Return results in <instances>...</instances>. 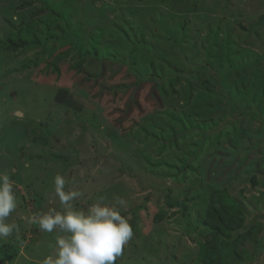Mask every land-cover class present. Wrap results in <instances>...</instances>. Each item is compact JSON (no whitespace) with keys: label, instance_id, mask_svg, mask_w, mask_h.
Masks as SVG:
<instances>
[{"label":"rangeland","instance_id":"rangeland-1","mask_svg":"<svg viewBox=\"0 0 264 264\" xmlns=\"http://www.w3.org/2000/svg\"><path fill=\"white\" fill-rule=\"evenodd\" d=\"M5 171L0 264L55 255L57 174L129 220L116 264H264V0H0Z\"/></svg>","mask_w":264,"mask_h":264},{"label":"clouds","instance_id":"clouds-1","mask_svg":"<svg viewBox=\"0 0 264 264\" xmlns=\"http://www.w3.org/2000/svg\"><path fill=\"white\" fill-rule=\"evenodd\" d=\"M14 183L7 171L0 174V237L3 238L11 236L14 230L19 232L15 223L7 222L18 207ZM66 183L63 176H55V194L63 211L53 207L29 218V222L37 224L42 231L58 230L66 234L56 237L55 255L45 257L40 264H116L134 236L129 220L116 208L101 203L90 206L87 214L75 210L72 202L83 193L65 191Z\"/></svg>","mask_w":264,"mask_h":264}]
</instances>
